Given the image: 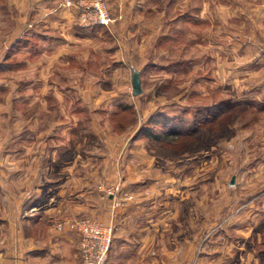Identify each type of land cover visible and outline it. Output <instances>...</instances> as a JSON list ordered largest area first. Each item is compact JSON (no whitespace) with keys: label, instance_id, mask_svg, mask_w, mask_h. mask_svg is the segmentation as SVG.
I'll list each match as a JSON object with an SVG mask.
<instances>
[{"label":"rangeland","instance_id":"rangeland-1","mask_svg":"<svg viewBox=\"0 0 264 264\" xmlns=\"http://www.w3.org/2000/svg\"><path fill=\"white\" fill-rule=\"evenodd\" d=\"M105 1L115 18H129L126 28L135 29V51L119 57L131 66L114 68L118 44L101 32L69 53L79 59L39 73L40 56L53 50L35 53L37 41L20 50L21 30L29 21L30 36L38 32L44 14L64 8L63 0H0V52H11L12 69L28 63L0 74V135L4 128L16 131L10 148L20 158L19 135L28 122L30 146L58 141L48 142L53 133L45 128L58 113L85 122L75 144L97 143L95 133L105 132L118 148L108 130L113 119L126 137L152 127L155 135L136 143L134 153L126 154V142L124 150L108 154L119 169L99 188L111 197L113 221L87 219L112 223L115 234L117 209L136 204V245L150 244L136 248V264H264V0ZM88 49L96 51L82 54ZM99 79L110 83L87 88ZM152 117L159 123L147 125ZM197 117L201 125L191 142L182 145L179 132L166 133L174 120L196 127Z\"/></svg>","mask_w":264,"mask_h":264},{"label":"crops","instance_id":"crops-1","mask_svg":"<svg viewBox=\"0 0 264 264\" xmlns=\"http://www.w3.org/2000/svg\"><path fill=\"white\" fill-rule=\"evenodd\" d=\"M31 9L39 12L41 7L35 5ZM74 15L76 11L73 8L56 7L44 14L40 24H34L40 29L31 36L30 30H27L31 23L27 21L23 24L21 34L24 35L25 31L26 34L21 38L24 43L20 50L23 47L28 49L30 41H37L39 44L34 51L37 54L43 53L42 50H53V56H40L41 60L37 62L39 73L49 72L56 66H68L69 60L79 59L78 55L69 53H75L74 47L81 42L93 43L101 32L115 37L118 44L115 52L118 60L116 63L113 61L114 68L120 67L123 71L125 66H131L130 63L119 59L126 55V50L130 54L136 49L132 34L135 29L125 26H130L129 18H116L111 26H99L101 29L90 32L78 28L77 17ZM125 32L131 36L130 39L129 35L124 39ZM90 45L93 48V44ZM95 45L99 47V44ZM11 48L14 52V47ZM93 50L88 49L82 54H92ZM102 53L104 54L105 50ZM9 58H12V55L8 49L0 52V74L21 71L28 66L26 61L18 69H12L17 62L8 66L6 64L13 61ZM108 67L110 65L105 68L106 72ZM83 70L88 72L89 68L85 67ZM105 83L110 82L103 79L96 82L92 80L87 88L102 87ZM122 86L121 83L116 85L117 88ZM84 101L88 103V100ZM115 113L113 112V118L116 117ZM80 120L81 118L75 119L73 116L69 119L64 114H54L45 124L46 130L53 133L46 140L58 141L45 144L38 139L35 147L28 144L32 133L28 122V126L23 127L19 135L20 158H14L16 152L10 148V141L15 137L13 132L16 131L7 128L2 130L1 135H6L9 139L0 144V264H82L78 252V234L69 230L60 233L56 231V224L60 221L72 222L96 216L104 222L113 221L111 197L99 188L101 184L114 181V172L119 169V162H110L108 154L124 150L126 142H130L131 145L125 149L126 154L130 155L136 149L135 144L144 142L148 137L138 139L136 134L126 137V130L118 132L115 129L113 119L108 130L120 142L118 148L110 145V137L105 132L104 136L95 133L97 143L75 144V136L84 135L87 130L85 122L80 124ZM7 130L12 132L7 135ZM88 131L94 134L92 124ZM56 132L59 134H55ZM102 138L103 142L100 141ZM109 172L111 178L107 176ZM134 181L136 182V179ZM114 221V241L106 264H136V248L146 249L147 245H150L147 242L136 245V204L117 209Z\"/></svg>","mask_w":264,"mask_h":264},{"label":"built area","instance_id":"built-area-1","mask_svg":"<svg viewBox=\"0 0 264 264\" xmlns=\"http://www.w3.org/2000/svg\"><path fill=\"white\" fill-rule=\"evenodd\" d=\"M63 6L76 9L78 24L83 28L109 27L116 21L105 0H63ZM115 205L120 206V203L117 201ZM56 228L60 232L69 230L78 234L82 264H106L114 239L112 223L82 219L72 222L61 221Z\"/></svg>","mask_w":264,"mask_h":264},{"label":"trees","instance_id":"trees-1","mask_svg":"<svg viewBox=\"0 0 264 264\" xmlns=\"http://www.w3.org/2000/svg\"><path fill=\"white\" fill-rule=\"evenodd\" d=\"M13 63H14V61H12V62H9L8 64H6V65H8V66H12L13 65ZM122 111H124V114H127V111H128V109L126 108L125 110H122ZM204 118V117H203ZM196 120H197V122H196V127H190V125H187L186 127L185 126H183V125H179L178 123H176V120H174V121H172L173 123H172V125L170 126V132H166L169 136H171V135H174V133H180L181 134V138L182 139H180V142H181V140H182V145H185V144H187L188 142H191L192 140H193V138H191L190 136H191V134L194 132V131H198L199 130V127H200V125H199V117H197L196 118ZM152 122H155V123H159V121L158 120H155V118H151L150 119V121L149 122H147V125L148 124H150L151 125V123ZM121 123V122H120ZM154 123V124H155ZM195 123L193 122L191 125H194ZM122 127V126H121ZM155 130H152V127L150 128H147V129H145V126L143 127V126H141L139 129H138V131H137V133H136V138H138V139H140V138H143V137H148V136H152V135H155V132H154ZM182 132V133H181ZM183 136V137H182ZM114 241V240H113ZM113 246V245H112ZM111 249H112V247H111ZM110 252H111V250H110Z\"/></svg>","mask_w":264,"mask_h":264},{"label":"water","instance_id":"water-1","mask_svg":"<svg viewBox=\"0 0 264 264\" xmlns=\"http://www.w3.org/2000/svg\"><path fill=\"white\" fill-rule=\"evenodd\" d=\"M139 74H135L134 78H133V93L135 95H138L141 93L142 88H141V83H140V78H139Z\"/></svg>","mask_w":264,"mask_h":264}]
</instances>
